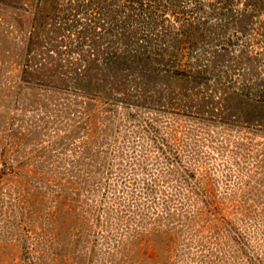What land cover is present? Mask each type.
<instances>
[{
  "label": "rangeland",
  "instance_id": "obj_1",
  "mask_svg": "<svg viewBox=\"0 0 264 264\" xmlns=\"http://www.w3.org/2000/svg\"><path fill=\"white\" fill-rule=\"evenodd\" d=\"M263 81L264 0H0V264H264Z\"/></svg>",
  "mask_w": 264,
  "mask_h": 264
},
{
  "label": "trees",
  "instance_id": "obj_2",
  "mask_svg": "<svg viewBox=\"0 0 264 264\" xmlns=\"http://www.w3.org/2000/svg\"><path fill=\"white\" fill-rule=\"evenodd\" d=\"M263 83H264V81H263ZM260 87H261V85H260ZM261 93H262V95H264V84H263V86L261 87V91H260ZM207 205L209 204L207 201L205 202ZM205 205V204H204Z\"/></svg>",
  "mask_w": 264,
  "mask_h": 264
}]
</instances>
